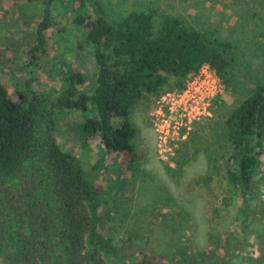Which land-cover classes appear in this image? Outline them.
<instances>
[{"label": "trees", "instance_id": "obj_1", "mask_svg": "<svg viewBox=\"0 0 264 264\" xmlns=\"http://www.w3.org/2000/svg\"><path fill=\"white\" fill-rule=\"evenodd\" d=\"M25 1L40 9L27 51L33 80L55 0ZM74 3L71 22L81 34L77 47H89L96 66L91 90L84 88L87 74L68 64L61 92L53 97L32 90L29 80L28 99L21 98L0 79V259L5 264H106L103 251L111 244L98 228L96 212L107 192L99 178L110 164L118 177L134 170L135 105L180 90L203 63L225 90L234 86L238 60L231 41L188 27L171 14H161L156 25L153 5L109 19L98 0ZM169 77L174 88L165 89ZM74 110L83 114L76 125L82 140L101 146L89 167L56 141L58 111ZM224 124L236 164L227 169V179L252 194L264 153V81L252 85ZM221 256L178 245L172 253L139 250L129 264H220Z\"/></svg>", "mask_w": 264, "mask_h": 264}, {"label": "rangeland", "instance_id": "obj_2", "mask_svg": "<svg viewBox=\"0 0 264 264\" xmlns=\"http://www.w3.org/2000/svg\"><path fill=\"white\" fill-rule=\"evenodd\" d=\"M98 1L109 19L153 5L158 11L156 25L161 14L178 16L188 27L231 41L238 60L234 86L212 100L208 116L189 129L182 127L186 135L176 141V154L168 162L156 154L149 116L160 95L156 101L143 98L133 108L138 155L134 170L118 177L110 164L99 178L107 192L96 212L98 228L111 244L103 251L106 264H129L139 250L172 253L178 245L219 252L220 264H264V153L252 194L231 184L227 169L236 164L230 159L232 147L224 124L252 85L264 81V0ZM74 4V0H55L53 23L44 32V50L38 53L30 80L27 51L40 9L25 0L0 1V79L9 91L28 99L30 80L35 92L56 96L66 64L87 74L84 88L91 90L96 66L89 47H77L81 34L71 22ZM164 88H174V78L169 77ZM89 113L94 115L92 106ZM57 114V143L89 167L100 157L101 146L96 140L83 141L78 134L82 112ZM0 264L5 263L0 259Z\"/></svg>", "mask_w": 264, "mask_h": 264}, {"label": "built area", "instance_id": "obj_3", "mask_svg": "<svg viewBox=\"0 0 264 264\" xmlns=\"http://www.w3.org/2000/svg\"><path fill=\"white\" fill-rule=\"evenodd\" d=\"M224 92V85L213 69L203 63L185 80L180 89L163 92L149 112L155 134V151L164 162L176 154V141L184 138L182 127L210 114L212 100Z\"/></svg>", "mask_w": 264, "mask_h": 264}]
</instances>
